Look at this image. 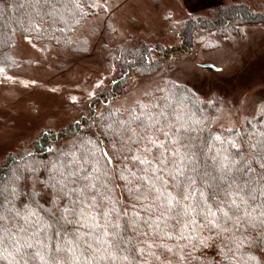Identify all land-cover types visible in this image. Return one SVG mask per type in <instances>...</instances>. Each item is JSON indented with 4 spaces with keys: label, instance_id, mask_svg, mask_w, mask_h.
<instances>
[{
    "label": "snow or ice",
    "instance_id": "snow-or-ice-1",
    "mask_svg": "<svg viewBox=\"0 0 264 264\" xmlns=\"http://www.w3.org/2000/svg\"><path fill=\"white\" fill-rule=\"evenodd\" d=\"M100 9L110 10L96 0H0V14L22 12L16 30L34 48ZM161 91L77 121L68 143L46 148L53 159L13 161L0 176V260L202 264L216 248L229 264H264L245 251L264 249V123L204 138L207 118L178 89Z\"/></svg>",
    "mask_w": 264,
    "mask_h": 264
},
{
    "label": "rangeland",
    "instance_id": "rangeland-1",
    "mask_svg": "<svg viewBox=\"0 0 264 264\" xmlns=\"http://www.w3.org/2000/svg\"><path fill=\"white\" fill-rule=\"evenodd\" d=\"M103 9L87 17L74 38L86 47L78 53L54 47H32L17 38L11 56L20 62L16 72L0 78V166L43 132H56L79 120L101 90L110 88L116 65L109 58L123 46L176 47L184 23L209 17L229 4L264 11V0H105ZM239 32L209 34L189 52L161 60L152 75L131 73L126 88L104 106L124 110L142 101L165 81L184 85L207 100H217L221 123L239 126L264 103V25L243 24ZM97 80L100 88H94ZM95 96H89V92ZM72 97L76 99L73 100ZM31 149V148H30Z\"/></svg>",
    "mask_w": 264,
    "mask_h": 264
},
{
    "label": "trees",
    "instance_id": "trees-1",
    "mask_svg": "<svg viewBox=\"0 0 264 264\" xmlns=\"http://www.w3.org/2000/svg\"><path fill=\"white\" fill-rule=\"evenodd\" d=\"M103 1L105 0H96L98 3ZM7 2H12V0H6V3ZM97 11L99 10L94 11L93 14ZM21 15L22 12L20 10H7L0 14V69H3L0 71V78H5L9 73L16 72L20 68V62L11 56V50L16 45L17 38L23 37V34L16 30L18 28V18L21 17ZM86 19L87 17L81 19L79 23H73L72 20L69 19L64 32H49L48 35L54 36L53 39L45 38L36 41V43L40 44L45 50L54 47L71 53H78L81 49L86 47V42L83 39L74 38V35ZM243 24L264 25V11L254 12L245 4L220 6L216 10L210 11L209 17L207 18L196 19L195 21L189 20L184 23L182 31L178 35L176 47L164 48L162 46H148L142 44L139 46H123L117 48L115 53L109 58V65H116L115 73L113 74L114 80L111 81L110 88L101 90L98 97L90 103L89 111L77 121L91 123L89 116H93L100 105L106 106L110 100L120 95L128 85L129 77L132 72L140 76L154 74L160 68L161 60H154L152 58L153 53L166 58L170 57L173 53L189 52L195 43L203 41L209 34L223 36L232 32L238 33V27ZM174 85L177 87L174 88ZM177 89L178 95L185 98V104L191 112L207 118L208 126L202 133V137L204 138L209 137L210 134L212 136L224 134L229 128H236L238 130L249 128L250 124L248 121L264 123V103H261L257 106L254 114L241 118L239 126H230L228 123H221L219 125L221 117L217 106V100L204 99L188 87L172 81H165L159 84L139 102L147 104L150 99L163 96L165 92L161 90L177 91ZM77 121L66 125L56 132H43L41 136L29 144L28 147L31 149L22 147L17 155H8L3 165L0 166V176L8 172L9 166L12 165L14 160L18 161L20 157L26 156L28 152H31L38 162L53 159V156L46 151V148L53 146L54 141L58 142L56 144L57 147H63L68 143L71 139L70 133L75 130ZM201 127H203V125H201ZM89 130L95 136L100 135L96 127H92ZM114 195L117 198L121 196L119 187L115 188ZM133 242L135 243V241ZM245 251H251L257 261H264V249L251 248L245 249ZM229 255L231 254L229 253ZM238 259L240 264H243V262L247 260V257H239ZM213 262H215V264H229V261L224 260L216 248L205 250L202 264H213ZM0 264H7V262L5 260H0ZM249 264H252V262H249Z\"/></svg>",
    "mask_w": 264,
    "mask_h": 264
}]
</instances>
